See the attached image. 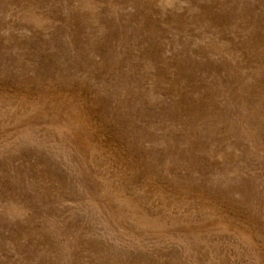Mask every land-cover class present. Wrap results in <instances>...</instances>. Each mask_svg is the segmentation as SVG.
<instances>
[{"label": "rangeland", "instance_id": "obj_1", "mask_svg": "<svg viewBox=\"0 0 264 264\" xmlns=\"http://www.w3.org/2000/svg\"><path fill=\"white\" fill-rule=\"evenodd\" d=\"M0 264H264V0H0Z\"/></svg>", "mask_w": 264, "mask_h": 264}]
</instances>
